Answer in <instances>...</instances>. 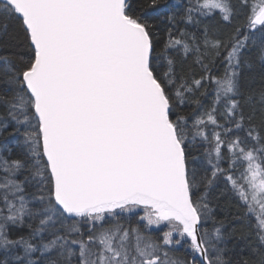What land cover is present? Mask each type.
<instances>
[{
    "label": "snow or ice",
    "instance_id": "6c2138e0",
    "mask_svg": "<svg viewBox=\"0 0 264 264\" xmlns=\"http://www.w3.org/2000/svg\"><path fill=\"white\" fill-rule=\"evenodd\" d=\"M0 264H264V0H0Z\"/></svg>",
    "mask_w": 264,
    "mask_h": 264
},
{
    "label": "trees",
    "instance_id": "16d2710c",
    "mask_svg": "<svg viewBox=\"0 0 264 264\" xmlns=\"http://www.w3.org/2000/svg\"><path fill=\"white\" fill-rule=\"evenodd\" d=\"M165 0H162V3H164ZM168 3H173V2H176V0H167ZM238 22H243V21H238ZM161 27V38L163 39V24L160 25ZM224 31H230V29H227L225 28ZM253 87L255 88H259L260 87V83L257 79V83L253 85ZM221 207H226L228 205V197L227 195H225V197L221 200ZM233 211H235V209L233 208L232 209ZM246 232L247 231V228L246 227H242V226H237V237L239 236L240 232ZM240 247L244 249V255L247 256L248 255V249L244 247V243L243 242H240Z\"/></svg>",
    "mask_w": 264,
    "mask_h": 264
}]
</instances>
